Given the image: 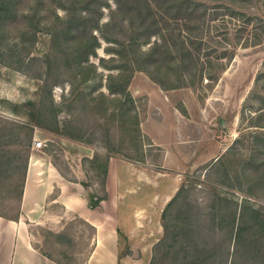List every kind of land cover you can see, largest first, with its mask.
Here are the masks:
<instances>
[{"label": "rangeland", "instance_id": "rangeland-1", "mask_svg": "<svg viewBox=\"0 0 264 264\" xmlns=\"http://www.w3.org/2000/svg\"><path fill=\"white\" fill-rule=\"evenodd\" d=\"M133 1L134 12L141 6V13L146 12L142 19L135 18L140 24L138 29H124L130 19L129 8H132L127 0H121L123 12L115 17L110 15V8L101 6L98 9L97 2H93L91 10L83 12L86 16H79L81 22L73 28L74 46L79 47L91 29L98 39L95 55L90 54L85 62L97 64V70L103 73L102 86L93 94L102 90L110 95L106 75L117 72L100 66L99 56L116 54L108 48L112 43L102 37V31L92 28L93 24L98 22L109 28L108 33L104 30L107 36L121 38L131 32L146 36L167 22L174 31L179 25L183 26V18L192 17L185 7L176 10L171 2L164 5L163 2L168 0H145L151 7L148 10L143 0ZM197 1L196 19L204 21L199 54L204 60L207 51L213 58L225 52L219 55L225 67L217 72L216 80L203 78L193 86L169 89L162 88L144 70L132 73L128 91L135 99L139 121L151 122L152 119V124H145V127L154 133L156 140L144 131L142 154L129 145L127 129L117 127L115 137L109 139L111 144L122 143L121 151L134 156L128 159L119 152L113 154L119 158L116 160L118 177L111 221L118 229L115 230L116 264H199L202 262L200 251L205 256L210 255L204 264H234L235 261L236 264H255L251 259L243 261L248 247L237 252L231 232L236 230L240 220L252 222L247 216L252 208L264 214V126L256 125L264 124V105L261 103L264 102V0ZM36 2L17 0L15 13L3 22L5 31L0 40L8 43L4 45L6 49L0 43V127L4 124L3 117L29 122V112L35 107L25 101L37 102L42 95L46 100L50 84L56 104H61L63 95L69 93L72 82L68 79H75L73 83L84 92L92 90L94 84L92 80L79 82L78 77L72 76L75 63L62 56L57 58L59 65L55 72L46 73L47 55L52 56L55 47L53 35L43 22H59L60 18L67 17V13L56 7L54 0H38L37 15L41 22L36 30V27H30L31 21L26 16V12L31 13L28 6ZM109 3L117 9L113 0ZM206 25L211 28L206 30ZM165 35L169 36L168 33ZM159 39L158 34H152L143 47ZM9 50H15L19 55L17 58L25 60L22 70L16 69L21 61L3 54H8ZM156 55H162L161 49ZM87 101V97L84 103L75 101L79 109L81 107V114L77 109L72 112L79 116L62 110L57 118L63 122L74 117L73 123H80L84 131L87 130L85 135L96 142L101 138V130L96 126L106 121L105 113ZM33 132H38L40 139H47L40 149H50L55 165L65 177L74 179L77 160L64 156L58 143H48L49 138L60 139L39 127H34ZM24 133V130L20 131L21 138ZM20 137L18 140L15 136L0 137V211L9 216L19 212V195L23 187L26 161L24 141ZM92 146L98 148L97 143ZM29 148V152L37 151L31 149V145ZM80 166L83 169L81 181L88 186L85 187L88 198L91 192L103 194L100 177L88 170V162L83 167L81 160ZM218 195L228 200L215 203ZM173 196L175 198L167 206ZM47 208L49 212L62 215V223L30 225L34 244L66 264H86L96 244V228L88 226L77 214L65 213L58 202H51ZM231 208L236 212L233 229L229 221L219 223L217 214L225 212L224 218H228ZM244 208L245 214L239 217V211ZM250 228L248 223L245 224L246 241ZM47 230H64L71 236L70 240L59 241ZM259 234L260 239H264V230ZM256 264H264V259Z\"/></svg>", "mask_w": 264, "mask_h": 264}, {"label": "trees", "instance_id": "trees-1", "mask_svg": "<svg viewBox=\"0 0 264 264\" xmlns=\"http://www.w3.org/2000/svg\"><path fill=\"white\" fill-rule=\"evenodd\" d=\"M55 6L61 8L67 13L66 18H60L59 22H43L44 26L50 29L52 38V45L55 47L52 56L47 55L46 63V73L51 74L52 71L55 72L56 67L59 65L57 63V58L59 56L64 57L67 61H74L73 69L74 77H78L79 82H86L89 80L93 81L92 90L88 92H84L83 89H79L76 84L73 83L75 80H69L71 83V87L69 93L63 95V99L61 104H56L51 95V86L48 85L46 100L44 99V95L39 98L37 102L32 100H26L25 104L34 105L35 109L29 112V122L23 123L20 121L12 120L7 117L1 118L4 124L0 127V137L3 136H15L18 140L20 137V131L24 130L25 133L22 136L23 145L25 146V166L23 169L22 176V185L25 177L26 167L28 163V158L30 155V145L32 143L33 135H34V127L42 128L45 131L58 134L69 139L79 141L85 144H98V148L101 147L104 149V152L96 150L91 158L83 157L82 166L84 167L85 162H88V170L93 171L95 176L100 177V183L103 185V194H97L95 192H91L88 198V206L90 208H94L99 205L102 199L107 197V192L105 189V180L107 174V167L109 157L114 153H121L125 156V158L132 159V156L128 152H122L121 148L123 147L122 143L111 144L109 139L115 137V129L117 127H121L123 129H127L129 133L130 146L134 147V150L143 154V132L140 127L139 115L136 110L135 99L128 91V83L132 76V73L135 70H144L147 72L151 78L160 84V86L164 89L181 87L185 85L193 86L196 82L202 81L203 78H208V80H216L218 78L217 72L222 70L225 65L223 62L219 60V55L216 54L215 58L208 55L206 52L205 58H201L199 51L201 44L203 43L202 39V31L204 21H198L196 19V15L194 10L199 3L197 0H168L167 2H163L164 5L168 2H171L176 10L185 7L187 9V13L189 16L183 18V26L179 25L176 30L173 31L172 26L167 22L166 25L157 26L156 30L149 32L146 36L141 35V33L134 34L131 32L126 36H122L118 38L116 36L109 37L106 35L107 28L102 24L99 25L98 22L92 25L99 32L102 31V37L107 41L111 42L108 47L111 52L115 53V56L103 57L99 56V64L103 68L106 69H116L117 72L109 73L106 75L107 81L106 86L109 89L110 95H107L102 90L97 91L93 94V91L98 90L102 86V75L103 73L97 70V64L93 62H87L88 56L90 54L95 55V46L98 44V39L96 35L91 31L89 35L85 38V40L80 43L79 47L74 46L75 38H74V30L76 27L79 16H86L82 13L85 11L91 10V5L93 2H97L98 9L101 6H106L110 8V15L115 17L117 14L123 12L121 8V0H113L115 4H117V9L111 7L109 0H54ZM145 8L151 9L147 1L143 0ZM16 2L17 0H0V36L3 35L5 28L3 26L4 20L12 16L16 11ZM38 0L35 4H31L27 8L31 13L26 12V16L30 19V27L39 29V23L41 22L40 15L38 16ZM127 3L132 8L130 12L134 13V16L130 14V19L128 24L124 26L126 30H133L139 23H136L135 18L140 17L138 19H142L145 13H141V7H137V11L134 12L133 5L135 6V1L127 0ZM220 5H217L219 7ZM136 7V6H135ZM206 9V7H205ZM140 13H139V12ZM86 12V14H88ZM194 13V14H193ZM58 17V15H56ZM132 17V18H131ZM124 21H122L123 23ZM111 24V21L110 23ZM106 25V23H105ZM106 27V28H105ZM105 28V29H104ZM137 27L136 29H138ZM211 27L206 25V30H209ZM104 30L106 33H104ZM168 32H167V31ZM165 31V32H164ZM172 31V32H171ZM32 33H35L32 32ZM133 33V34H132ZM168 33L169 36L165 34ZM152 34H158L159 40L154 41L151 45L144 48L143 45L148 43ZM10 40V39H9ZM12 41V40H10ZM0 43L5 48L4 45L8 43L6 40H0ZM56 44V45H54ZM6 49V48H5ZM161 49L162 55L157 56V50ZM15 50H9L8 54L3 52V54L14 57H19V55L14 52ZM2 55V52H1ZM229 59L232 57V54H229ZM21 61V64L17 66V70H22L24 67L25 60L22 58H17ZM56 60V61H55ZM53 61H55L53 63ZM71 69V68H70ZM69 71V70H68ZM67 71V72H68ZM73 72V70H71ZM85 97L88 98V103H91V106L101 110L106 118V121L101 122L96 126V128L101 130V138L100 139H91L85 135L87 130L84 131L83 126L80 123H73L74 117H69L61 122L57 118V114L65 110L68 114H74L72 110H79L78 113L81 112V107L79 109V105H76V100H80L81 102H85ZM94 102V103H92ZM264 105V102H261ZM261 103L258 106H261ZM84 104H82L83 107ZM48 109V111H47ZM77 113V114H78ZM77 114H74L76 116ZM81 114V113H80ZM78 114V116L80 115ZM78 116L76 118H78ZM61 122V123H60ZM258 126H264V124H256ZM101 127V128H100ZM19 139V140H21ZM52 144L53 142H48ZM54 145V143H53ZM96 146V145H95ZM45 151L50 155V149L45 148ZM87 170L86 168H84ZM83 185H87L82 181ZM182 188L178 189V193ZM22 187L20 189L19 199L21 197ZM177 193V194H178ZM215 203H221L223 200H228L226 197L218 195L216 196ZM175 197L173 196L167 203L169 206L171 200ZM246 208V207H245ZM245 208L239 211V217L245 214ZM20 210V209H19ZM164 211V210H163ZM219 215L220 222L229 221L231 228L233 226L236 219L235 208H231L228 212V218H224L225 212L217 213ZM0 215L11 218L18 219L19 212L16 216H9L6 213L0 211ZM264 214H262L259 209L252 208V210L247 213L248 219L252 222H242L238 224L235 231L231 232L234 238V243L236 247V251H240L242 247H248L245 258H243L244 262L253 260V263H257L259 260L264 259V239H260L261 235L259 232L264 230ZM215 216V215H213ZM226 221H223V220ZM84 223L92 228L95 227L88 221L82 218ZM251 227L250 234L248 236V241L243 235L245 224ZM223 224V223H222ZM116 230H118L116 228ZM48 234L53 235L59 241H68L71 236H68L64 230H47ZM247 243V244H246ZM37 246V245H36ZM45 255L55 260L59 264H66L64 261L59 260L53 257L49 252L42 250L39 246H37ZM202 251L199 252V256L202 260L199 264H204L206 257ZM236 264V261L234 262Z\"/></svg>", "mask_w": 264, "mask_h": 264}, {"label": "crops", "instance_id": "crops-1", "mask_svg": "<svg viewBox=\"0 0 264 264\" xmlns=\"http://www.w3.org/2000/svg\"><path fill=\"white\" fill-rule=\"evenodd\" d=\"M152 122V119L151 122L141 120L140 125L142 132L148 133L151 139L155 141L154 133L150 129L146 130L147 126L145 127V124L151 125ZM38 134V132L35 133L36 137H39ZM54 135L60 140L49 138L48 141L58 143L64 156L69 155L72 160L75 159L78 162L74 171L75 178L65 177L45 151V148H39V151L36 148L37 151L30 152L19 199L18 219L0 215V264H59L45 255L34 244L30 227L32 224L44 222L53 226L62 223L60 219L62 215L49 212L47 208L53 201L58 202L65 213L77 214L95 226L96 244L86 264H116L117 234L111 221H113L114 215L113 208L118 177L116 160L119 158L114 155L109 157L105 180L107 197L102 199L98 206L90 208L85 188L88 186L83 185L81 181L83 174V169L80 166L81 158H91L96 150L104 151L90 144L58 134ZM42 139L47 141L46 138Z\"/></svg>", "mask_w": 264, "mask_h": 264}, {"label": "built area", "instance_id": "built-area-1", "mask_svg": "<svg viewBox=\"0 0 264 264\" xmlns=\"http://www.w3.org/2000/svg\"><path fill=\"white\" fill-rule=\"evenodd\" d=\"M35 133L36 132H34V135H33L32 143H31V149L41 148L43 145H45V140L44 139L42 140V139L36 137Z\"/></svg>", "mask_w": 264, "mask_h": 264}]
</instances>
